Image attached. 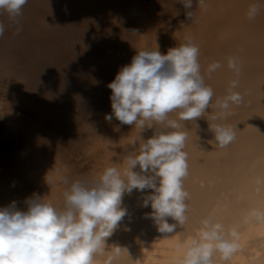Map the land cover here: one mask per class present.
<instances>
[{"label": "bare ground", "instance_id": "6f19581e", "mask_svg": "<svg viewBox=\"0 0 264 264\" xmlns=\"http://www.w3.org/2000/svg\"><path fill=\"white\" fill-rule=\"evenodd\" d=\"M255 2L205 0V11L197 0L191 9L180 0H28L19 35L0 14L6 24L0 38V207L15 201L26 210V198L36 194L63 208L70 185L60 182L61 175L91 181L108 167L122 171L131 141L150 138L154 129L122 125L115 117L108 122L107 85L138 51L158 47L166 54L191 37L213 104L234 79L243 102L225 119H213L221 110L211 107L196 122L179 121L187 133V223L165 236L146 218L151 208L142 206L152 190L125 194L128 215L95 264H107L117 247L113 264H176L183 244L209 217L239 232L240 247L227 264H264V224L247 215L264 209V8L249 20ZM229 56L240 60L239 77L227 67ZM215 61L222 67L209 77ZM169 115L179 120L178 113ZM212 123L236 128V139L220 148L212 142Z\"/></svg>", "mask_w": 264, "mask_h": 264}, {"label": "clouds", "instance_id": "9594fccd", "mask_svg": "<svg viewBox=\"0 0 264 264\" xmlns=\"http://www.w3.org/2000/svg\"><path fill=\"white\" fill-rule=\"evenodd\" d=\"M180 2L185 9L193 6V0ZM27 3L28 0H0V14L6 13L9 24L16 25V35L23 31L18 18ZM197 3L207 10L205 0ZM261 8L264 4L259 0L250 4L248 19L255 20ZM186 16L191 19L192 12L187 11ZM5 31L6 24L0 22V38ZM199 56V47L187 37L185 43L169 48L166 54H161L158 47L140 50L121 67L107 85L111 89L112 113L105 119L111 122L115 117L122 125L143 131L151 128L153 135L131 141L122 171L108 167L91 181H72L61 175L60 182L70 185L63 192V208L36 194L26 198V210L19 209L15 201L0 207V264H95L97 255L106 249L107 238L128 215L123 198L134 190L141 194L152 190L143 195L142 206L151 208L146 218L153 221L159 233L168 236L187 223V133L180 131L179 121L196 122L211 107L221 110L213 119H225L232 105L243 102V95L235 90L239 81L234 79L227 94L213 104L214 90L205 83ZM221 67L219 61L209 64V77ZM227 67L239 77L242 66L238 57L229 56ZM174 112L179 120L170 118ZM209 131L214 134L212 142L220 148L236 139V128L229 125L212 123ZM247 215L264 224V209L252 208ZM169 218L175 223H169ZM239 239L235 227L229 229L211 217L204 218L195 236L183 244V254L177 257L176 264H227L240 247ZM120 251L121 247H117L107 264H113Z\"/></svg>", "mask_w": 264, "mask_h": 264}, {"label": "rangeland", "instance_id": "374dc122", "mask_svg": "<svg viewBox=\"0 0 264 264\" xmlns=\"http://www.w3.org/2000/svg\"><path fill=\"white\" fill-rule=\"evenodd\" d=\"M0 75H1V74H0ZM0 80H3V77H2V76H0ZM1 82H2V81H0V84H1ZM0 96H1V94H0Z\"/></svg>", "mask_w": 264, "mask_h": 264}]
</instances>
